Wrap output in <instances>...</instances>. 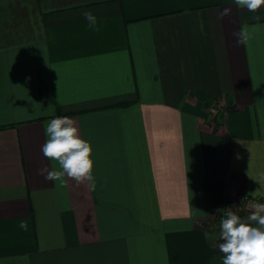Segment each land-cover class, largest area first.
<instances>
[{"label":"crops","instance_id":"0c3cea01","mask_svg":"<svg viewBox=\"0 0 264 264\" xmlns=\"http://www.w3.org/2000/svg\"><path fill=\"white\" fill-rule=\"evenodd\" d=\"M56 116L92 144L94 190L39 174ZM262 176L264 5L0 0V264H223L221 221L264 203Z\"/></svg>","mask_w":264,"mask_h":264},{"label":"clouds","instance_id":"9594fccd","mask_svg":"<svg viewBox=\"0 0 264 264\" xmlns=\"http://www.w3.org/2000/svg\"><path fill=\"white\" fill-rule=\"evenodd\" d=\"M235 2L238 7L246 8L250 12H256L264 5V0H235ZM230 11V8H225L220 13V17L229 15ZM83 15L89 27L99 31L97 17L88 11ZM255 30L247 25L242 26L235 34L237 44L251 40L252 32ZM45 131L48 139L43 145V154L55 161L59 168L49 170L45 166L38 170L39 174L46 180L59 182V186L62 187L66 186L67 179H74L78 184L88 181L94 190L93 146L90 141L80 136L76 121L70 116H56L46 124ZM258 182L264 186V176ZM253 194L260 193L256 190ZM252 209L246 219L229 211L226 213V218L221 221L218 236L222 241L219 249L224 253L223 264H264V203L254 204ZM20 227L27 230L28 225L22 222Z\"/></svg>","mask_w":264,"mask_h":264},{"label":"trees","instance_id":"16d2710c","mask_svg":"<svg viewBox=\"0 0 264 264\" xmlns=\"http://www.w3.org/2000/svg\"><path fill=\"white\" fill-rule=\"evenodd\" d=\"M208 260H214V261H216L215 258H211V259H208ZM205 264H211V263L209 261H205Z\"/></svg>","mask_w":264,"mask_h":264}]
</instances>
